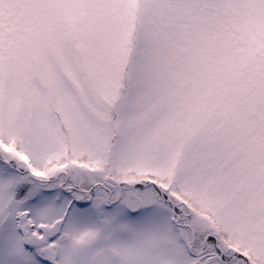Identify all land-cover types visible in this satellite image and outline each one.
<instances>
[{"label":"snow or ice","instance_id":"6c2138e0","mask_svg":"<svg viewBox=\"0 0 264 264\" xmlns=\"http://www.w3.org/2000/svg\"><path fill=\"white\" fill-rule=\"evenodd\" d=\"M0 264H264V0H0Z\"/></svg>","mask_w":264,"mask_h":264}]
</instances>
